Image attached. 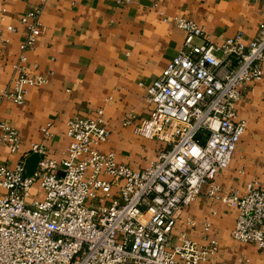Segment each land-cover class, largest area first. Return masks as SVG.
<instances>
[{"label":"built area","instance_id":"built-area-1","mask_svg":"<svg viewBox=\"0 0 264 264\" xmlns=\"http://www.w3.org/2000/svg\"><path fill=\"white\" fill-rule=\"evenodd\" d=\"M42 14L38 7L22 18L27 35L13 82L0 90V105L24 106L30 89L48 82L29 69L28 54L44 33ZM173 22L186 32L183 49L147 88L154 110L135 126L137 136L164 144L156 162L136 171L120 164L115 153L103 152L111 138L103 110L68 122L71 144L62 161L48 155L44 142L32 144L15 168L0 166V264H208L218 242L210 248L188 239L174 242L184 210L208 185L212 198L238 210L233 239L264 252V189L252 184L243 196L224 195L216 184L248 127L237 110L241 90L264 78V24L250 44L240 33L218 45L196 22L185 17ZM9 43L0 30V60ZM134 120L127 116L123 124ZM52 128V123L42 128L44 141L54 138ZM23 145L20 132L0 120V146L16 155ZM31 155L40 160L27 176ZM36 186L43 197L33 195Z\"/></svg>","mask_w":264,"mask_h":264},{"label":"crops","instance_id":"crops-1","mask_svg":"<svg viewBox=\"0 0 264 264\" xmlns=\"http://www.w3.org/2000/svg\"><path fill=\"white\" fill-rule=\"evenodd\" d=\"M38 7H43L44 33L28 54L29 69L48 82L31 88L24 106L1 103L0 120L20 132L24 145L16 155L0 146V166L15 168L32 144L43 142L48 155L62 161L71 144L68 122L75 116L93 118L103 110L111 138L101 150L115 153L120 164L136 171L150 169L165 146L137 136L135 126L154 110L146 101L147 88L183 49L186 32L173 19L196 22L218 45L240 33L250 44L264 24V0H133L127 6L115 0H0V30L10 39L0 60V90L13 82V65L27 35L22 18ZM241 93L238 115L248 127L231 165L217 175L224 195L243 196L252 184L264 189V78ZM127 116L135 120L126 127ZM49 123L54 138L46 142L42 128ZM39 160L29 157L27 176L36 172ZM209 190L205 186L198 201L184 210L174 242L188 239L208 248L218 242L208 264H263L264 252L255 244L232 237L238 210L212 198ZM33 195L44 196L39 186Z\"/></svg>","mask_w":264,"mask_h":264}]
</instances>
